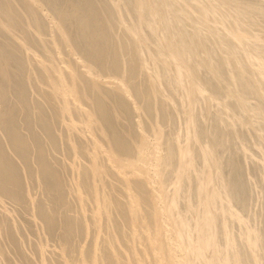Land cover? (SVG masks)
Wrapping results in <instances>:
<instances>
[{"label": "bare ground", "instance_id": "bare-ground-1", "mask_svg": "<svg viewBox=\"0 0 264 264\" xmlns=\"http://www.w3.org/2000/svg\"><path fill=\"white\" fill-rule=\"evenodd\" d=\"M64 1H58L61 10L55 3L50 8L46 2L51 14L54 7L59 13V16L53 13L52 17L39 10L41 3L38 7L29 0H0V8L6 14L0 12V34L5 37L3 44L0 43V191L7 198H16L18 191H25L26 203H18V207L31 208L29 216L25 212L26 222L21 219L22 215L17 216L24 222L18 224L19 220L16 223L12 219L11 208L3 206L4 198L0 196V223L5 220L4 227H0V264H10L16 255L24 258L26 264H48L49 261L52 264H192L196 257L204 264H242L236 243L239 236L234 239L226 221L227 214L216 231V221L226 211L224 207L217 212L215 207L218 203L224 204L216 175L225 177L227 173L208 143H201L199 136L190 134L184 124L181 127L185 130L174 129L176 120L169 116L177 119L178 110L185 104L186 112H192L198 105L205 111L217 105L213 107L215 112L212 109L214 116L210 112L214 118H210L212 122L215 120L214 124L218 119L222 130L219 134L227 131L228 135L230 128L237 131L234 128L243 116L251 119L243 123L254 130L258 118L253 115V119L250 113L255 109L262 115L260 126L264 130V0H174L187 12L180 19L179 29L164 26L167 13L172 14L169 0H75L68 4ZM153 10L162 13L163 19L158 17L164 24L156 21L158 17ZM65 17L71 23L69 30ZM191 23L195 24L193 30L184 34ZM165 41H170L167 47L163 46ZM199 51L203 56L192 61V67L199 68L206 63L207 68L198 79L202 77L208 86L221 85L215 78L218 75L235 90V93L226 91L218 104L197 84L189 69L190 62L186 61ZM171 96L179 99L175 101ZM246 96H251L256 103L245 101ZM194 97H198V102L192 105L190 99ZM145 101L148 107L143 104ZM163 105L169 109L167 117L176 134L169 133L171 130L167 131L165 121L164 124L160 121ZM127 116L136 118L132 130L119 127ZM235 136L238 138V134ZM50 138L61 146L63 156L69 155L65 159L58 157L61 165L54 166L56 160L58 164L60 161L53 154L46 156L48 149L44 146H48ZM42 139L45 144L41 143ZM217 142L214 144L221 141ZM193 143L195 151L201 154L200 167L198 162L195 164L200 156L195 160ZM224 144L223 148H227V143ZM246 163L249 165V161ZM240 167L244 168L238 164L239 170L245 172L242 162ZM31 183L38 188L37 197L33 196L38 200L28 192L27 186ZM231 196H227L230 201ZM7 198L6 201L10 199ZM242 206L239 208L245 207ZM229 214L240 223L236 228L242 231L244 222L239 213ZM28 225L35 229V238L59 225L62 230L55 233L63 245L47 251L42 243L34 244V240L36 249L32 245L28 249L26 243L32 240V234L27 233ZM78 232L82 241L75 236ZM73 235L80 242L75 243V248ZM239 235L240 242L246 243L252 249L251 254L256 255L253 232L246 228ZM252 262L262 264L258 257Z\"/></svg>", "mask_w": 264, "mask_h": 264}, {"label": "rangeland", "instance_id": "rangeland-1", "mask_svg": "<svg viewBox=\"0 0 264 264\" xmlns=\"http://www.w3.org/2000/svg\"><path fill=\"white\" fill-rule=\"evenodd\" d=\"M17 2H18V0H16ZM32 4H34V5H39L40 3V6H41V8L39 9V10H41L43 13H45V14H47V15H50V16H52V14L54 13H57V11H56V8L54 7V6H56L57 4H61V2H58V1H60V0H57V2H53L52 0V3H55L56 5H54L53 7H54V11L52 12V14H51V11H49V7L52 5V3H50V0H49V2H48V0L46 1L47 2V4L49 5L50 4V6H48L47 4H46V2H45V0H29ZM62 1V0H61ZM64 1V0H63ZM70 1H75V0H70ZM69 1V2H70ZM157 1V0H156ZM174 0H169L168 1V6L172 9L171 11H172V14H170V13H167V19L165 20V24L162 22V19H163V15H162V13L159 11V10H153V11H155L154 13H155V17H161V18H155L156 19V21L158 20V23L160 24V22H161V24H164V26L166 27V28H168V29H179V27H181L182 26V22H181V20L180 19H183L184 17H185V14L187 13H184L185 11H184V9L182 8V7H180L178 4H176L175 3V1L173 2ZM226 2V0H223V2ZM65 2V4H68L69 2H66V1H64ZM64 2H62V3H64ZM65 4H63V5H61V6H63L64 7V5ZM13 5V4H12ZM44 5V6H43ZM47 5V6H46ZM1 6V5H0ZM57 6H59V9H60V5H57ZM66 6V5H65ZM39 7V6H38ZM48 7V8H47ZM63 7H61L62 9H63ZM2 8V7H1ZM1 8H0V12H2L1 14H3V11L1 10ZM46 8H47V11H46ZM50 8H52V6L50 7ZM58 8V7H57ZM66 8V7H65ZM14 11H16L15 10V8L13 9ZM50 10H53V9H50ZM61 10V9H60ZM64 10V9H63ZM49 11V12H48ZM48 13H50V14H48ZM53 14V15H54ZM4 16L6 15V14H3ZM3 15H1V16H3ZM3 16V17H4ZM57 16H59V13H57ZM154 16V15H153ZM183 16V17H182ZM53 17V16H52ZM1 18V17H0ZM7 18V17H6ZM48 18H49V16H48ZM54 18H56L55 16H54ZM169 18V19H168ZM171 18V19H170ZM177 18V19H176ZM7 19H9V21H10V17L9 18H7ZM47 20V19H46ZM65 20L66 21H64L65 23L66 22H69V21H67V17H65ZM12 21V20H11ZM196 21H199L198 19H196ZM168 22V23H167ZM169 22H171V24L169 23ZM158 23H155L156 25L158 24ZM167 23V24H166ZM174 23V25H173V27L171 26L172 24ZM68 26L71 24L70 22L69 23H66ZM65 24V25H66ZM63 25H64V23H63ZM64 25V26H65ZM167 25H168V27H167ZM71 26V25H70ZM70 26H69V28L67 27V26H65V28L67 29L68 28V30L70 29ZM195 26V24H192L191 23V25L188 27H186V29H185V33L184 34H190V31H192L193 30V27ZM190 27H192V28H190ZM190 28V29H189ZM188 31V32H187ZM0 36H2L1 34H0ZM3 37V36H2ZM1 37V38H2ZM4 38L5 37H3V39H0V41L2 40V42H0L1 44H3V41H4ZM193 38V37H192ZM193 40H195V38H193ZM172 41V40H171ZM166 42V41H165ZM170 42V41H169ZM169 42H166V43H164L163 44V46H165V47H167L166 45L169 43ZM33 48V47H32ZM33 49H35V48H33ZM163 49V48H162ZM37 50V49H36ZM156 50V49H155ZM154 50V52L156 53L157 52V50L155 51ZM197 53H199V54H197ZM195 55H193V56H189L188 57V59H186V61H188V63L190 62V67H189V69H190V72L192 73V76L194 77V79H196V82H197V84L198 85H200V86H202L203 88H205L206 89V91L207 92H209L210 93V95L212 96V98H213V101H214V104H218L222 99L221 98H224V96H225V94H226V91H230L231 93H235V90L233 89V88H231L227 83H225V81H223V80H221V78L218 76V75H216L215 76V78L221 83V85L219 84V85H217V84H213V85H217L216 87L215 86H213L212 84H210L209 86L207 85V81H205V80H203L202 79V77L201 78H199L198 79V77H199V74L201 73V71H205V69L207 68V64L205 63V65L203 64H201L200 66H199V68H195V67H192L193 65H192V61H196V60H198V59H200L202 56H203V52L202 51H199V52H197ZM202 54V55H201ZM201 66H203L202 68H201ZM206 66V67H205ZM168 73L169 72H171V71H167ZM213 83V82H212ZM208 86V87H207ZM210 87H214V89L212 88H210ZM217 87H220L219 88V90L217 89ZM169 89V88H168ZM211 91H210V90ZM224 89V90H223ZM170 90H171V88H170ZM219 92V93H217V91ZM221 90V91H220ZM213 91V93H211ZM222 91H224V94H223V92ZM176 92V91H175ZM174 92V93H175ZM216 93V95L219 97L220 96V94H221V96L222 97H217L216 95H214V96H216V97H214L213 96V94H215ZM222 92V93H221ZM173 93V94H174ZM13 95H15L14 93H12ZM11 94V95H12ZM180 94V93H179ZM12 95V97H16V96H13ZM177 95H178V93L176 92L175 93V96L177 97ZM178 97H179V95H178ZM246 97H248V98H246V100L245 101H247L248 103H253V105H254V103H256L255 102V99H252V97L251 96H246ZM251 97V98H250ZM136 98L138 99V97L136 96ZM171 98L173 99V100H175V99H179V98H174V96H171ZM198 97H194L193 99H190V103L192 104V105H195V103H197L198 102V99H197ZM176 101V100H175ZM148 102L147 101H145L143 104L144 105H146ZM213 104V105H214ZM201 105V104H200ZM147 107H148V104L146 105ZM164 106V105H163ZM163 106H161V107H163ZM145 107V106H144ZM202 105L201 106H199L198 105V107L197 106H195L194 108H193V110H192V112L191 111H187L186 112V104L184 105V107H180V109L181 110H178V111H180V112H178V114H177V119H174L173 118V116L171 117V116H169L170 118H171V120H176V121H173V125H174V123H175V125L174 126H177V127H175L174 128V126L172 125V121H170L169 119V117H167V115H168V110L169 109H167V108H165V106H164V108H163V110L164 111H162V108L160 109V111H162V112H160L159 113V116H160V121H162L161 123L162 124H164V121H165V128L167 129V131L169 132L170 130V132L169 133H171L172 131H175V132H173L174 134H176V130H178V127H181V125H183L184 126V128L186 129L187 127V131L190 133V134H192L193 136H199V140L201 139L202 140V142L201 143H208L209 145H210V147H211V149H212V152H213V154L215 155V158H216V160H217V162L218 163H221V165H220V167L222 166L223 167V170H224V172H226L227 174L225 175V177L223 176H221V174L219 175V176H217L216 175V184H217V186H218V189L220 190V189H222V190H220L219 192H220V195H221V200L224 202V204L223 203H221V204H217V206L215 205V207H217L216 209H217V212H219L220 211V209H224V207H225V212H224V214H225V216H224V214L222 213V215L224 216H219V220H217L216 221V223L218 224V227H216V231L218 232V230H220L219 229V226H220V228H221V225H220V221H221V219L223 220V218H224V220H226V216L228 217V220H226L227 222L229 221V223H227L229 226V228L232 230V232H233V236H234V239H238V236H239V239H238V241L236 240V243H237V250L239 249V251H238V254L239 253H241V255L239 254V256H240V260L241 261H243L245 264H247V262H248V264H253V258L254 257H258L260 260H262V264H264V260L262 259L263 257H262V255H264V226L262 227V225H264V152H260V151H258V150H261V151H264V130H262V127L260 126V122L262 121V115L261 114H259L257 111H255V109H254V111L252 112V113H250V115H252V118L253 119H255V117L256 118H258V119H256L257 121H258V123H256V124H254V130H250L249 128H248V125H245V124H247V122L249 121V120H251V119H249L248 117H245V116H243L242 117V120H240L241 121V123L240 124H242L241 126H240V124L238 125V126H236V128H234V129H237V131L236 130H233V128H230V130H231V132H230V130H228L229 132V134L227 135V131H224L223 133H225V134H219V132H220V130H221V127L219 126L220 125V123H219V121H217L218 119L216 118V123L214 124V121L215 120H213V122H212V119L214 118H212V116L210 115L211 113H212V115L214 116V113H213V110L212 109H214V108H216L217 107V105H214V106H211L210 107V109L208 110V111H205L204 109H202ZM214 107V108H213ZM195 108H197L198 110H196ZM199 108H201L202 109V111H203V113L201 112V109H199ZM167 109V110H166ZM184 109V110H183ZM166 110V111H165ZM183 110V111H182ZM211 110V111H210ZM215 110L216 109H214V112H215ZM195 111V112H194ZM191 112V113H190ZM211 112V113H210ZM164 113H167V114H164ZM180 113V114H179ZM185 113V114H184ZM187 113V114H186ZM161 114V115H160ZM190 114H191V116H190ZM162 115H163V117L164 118H161L162 117ZM166 117H165V116ZM203 115V116H202ZM255 117H254V116ZM131 116H133L132 114H130V117ZM186 116H187V118L188 119H186ZM194 116H196V118L194 117ZM130 117H125L123 120H121L120 122L121 123H119V127L120 128H122V129H133V128H131V127H134V125L132 124L134 121H135V119L133 118H130ZM179 117V118H178ZM183 117V118H182ZM192 117V118H191ZM212 119H211V118ZM249 117H251V116H249ZM129 118H130V121H129ZM181 118V119H180ZM243 118H244V120H243ZM164 119V120H163ZM178 119H180L179 121H178ZM190 119V120H189ZM211 119V120H210ZM181 120H183V121H181ZM199 121V123H197L196 121ZM127 121V122H126ZM129 121V122H128ZM191 121V122H190ZM206 121V122H205ZM124 122V123H123ZM166 122H167V124H166ZM177 122V123H176ZM212 122V123H211ZM243 122H245V124L243 123ZM170 123H171V125H170ZM190 123V124H189ZM210 123V124H209ZM218 123V124H217ZM120 124H121V126H120ZM126 124V125H125ZM178 124H180L179 126H178ZM261 124L263 125V122H261ZM187 125H189V126H187ZM191 125V126H190ZM123 126V127H122ZM125 126V127H124ZM240 126V127H239ZM170 127H172V128H170ZM203 127V128H202ZM210 127H212V128H210ZM220 127V128H219ZM238 127V128H237ZM253 127V126H252ZM24 128L26 129V128H28V126H24ZM169 128V129H168ZM176 129V130H172V129ZM183 127H181V130H185ZM212 130L213 129V132L215 131V135H216V137L214 136V135H212V134H214L212 131H210L209 132V130L210 129ZM245 128H247V130L245 129ZM256 128V129H255ZM196 129V130H195ZM197 129H201L202 131H197ZM235 133H233V132ZM239 131V132H238ZM250 131V132H249ZM256 134V135H254V133ZM54 132V131H53ZM52 132V133H53ZM197 132H199V134H196ZM202 134H201V133ZM221 132H222V130H221ZM220 132V133H221ZM252 132V133H251ZM261 132V133H260ZM173 133H171V134H173ZM212 133V134H211ZM217 133V134H216ZM242 133V134H241ZM236 134H238V138L235 136V137H233L234 135H236ZM239 134H241L240 136H239ZM247 134H249V135H247ZM201 135H202V137H203V135H204V137L202 138L201 137ZM218 135V136H217ZM230 135V136H229ZM231 135H233V136H231ZM244 135V136H243ZM211 136V137H210ZM226 136H228V137H226ZM241 136L242 137H244V138H241ZM245 136H247L248 137V142H246L247 141V139H245L246 137ZM254 136H255V138H254ZM214 137V138H213ZM218 137V138H217ZM229 137H232V138H230L232 141H234V139H236V144H235V141H234V144H233V142L229 139ZM253 137V139H254V141H253V139H249V138H252ZM257 137V138H256ZM52 138V137H51ZM50 138V142H49V139H48V146H44V149L46 150V149H48V152H47V150L45 151L47 154H46V156L47 155H54V158H56V159H59L58 161H60L59 162V164H58V162H57V160H56V162H54L55 161V159L53 160H51L52 162H54L55 164L57 163V165H54V166H58V165H61L60 163H61V159H65V158H67V157H69V155H67L66 157H65V155L63 156V154H64V151H62V149H61V146H58V143H55L54 141L52 142V139ZM217 142H223V143H221L220 142V144H218V145H215L214 143H216L213 139ZM217 138V139H216ZM220 138V139H219ZM222 138V139H221ZM228 138V139H227ZM245 139V140H244ZM258 139H260L259 141H258ZM41 140V139H40ZM200 140V141H201ZM213 140V141H212ZM243 141V142H242ZM252 141H253V143H252ZM257 141H258V143H257ZM263 143H262V142ZM217 142V143H218ZM42 144H45V141L43 142V139H42V142H41ZM52 143H54V144H52ZM224 143H227V148H223L224 146H225V144ZM237 143L239 144L238 146H237ZM248 143H250V145L248 144ZM50 144H52L53 146H51ZM194 144V143H193ZM192 144V145H193ZM232 144V146L230 147V145ZM252 144H253V147H252ZM257 144H258V147H256L257 146ZM261 144V145H260ZM192 145H191V148H192V151L194 152V154H196L195 156H194V158H195V160H199V157L198 156H200V161H195V164H197V162H198V165H197V167H200L199 166V163L201 162V154L198 152V151H195L197 148H196V144H194L193 145V147H192ZM221 147H220V146ZM234 145V146H233ZM246 145H248V147L246 146ZM49 146L51 147V148H49ZM195 146V147H194ZM216 148H215V147ZM240 146V147H239ZM261 146H262V149H261ZM57 147V149H55ZM58 147H59V149H60V151L58 150ZM175 148H177V146H174ZM234 147V148H233ZM236 147H238V148H236ZM259 147H260V149H259ZM195 148V149H194ZM240 148L244 151V152H241V150H240ZM247 148H248V150H250V151H248L247 150ZM250 148V149H249ZM254 148H255V150H254ZM258 148V149H257ZM52 149H54V151L56 152H54L53 151V153H51V151H52ZM217 149V150H216ZM221 149H222V151L223 152H226V153H221L222 151H221ZM232 149V150H231ZM236 149H237V151H236ZM257 149V150H256ZM58 150V151H57ZM234 153H233V152ZM247 151H248V153H247ZM63 152V153H62ZM195 152H198V154L197 153H195ZM217 152V153H216ZM251 152V153H250ZM253 152V153H252ZM48 153H50V154H48ZM59 153V154H58ZM236 153V154H235ZM174 154H175V151H174ZM221 154L223 155L222 156V160H223V162H222V160H221V158H219L220 156H221ZM242 154V155H241ZM247 154H249V155H247ZM254 154H256V155H254ZM59 155V156H58ZM220 155V156H219ZM224 155H226L227 157L226 158H224ZM234 155H237V156H234ZM247 155V156H246ZM250 155H252V156H250ZM55 156H57V157H55ZM243 156V157H242ZM253 156H255V157H253ZM256 156H257V158H256ZM58 157H60V158H58ZM234 158V157H236V158H234L233 160H232V158ZM237 157H238V159H237ZM247 157H248V159H247ZM249 157H250V159H254L253 161H250V159H249ZM225 160H224V159ZM229 158H230V160H229ZM239 158H242V159H239ZM260 158H262V159H260ZM226 159H228V160H226ZM235 159H237V160H235ZM242 160V161H241ZM246 160L247 161H249V165H247V163H246ZM260 160V162H258ZM227 161H229V162H227ZM231 161H232V163H231ZM235 161V162H234ZM239 161V162H238ZM237 162V163H236ZM241 162H242V166H245V172H243L242 170H239V168H242V167H240L241 166ZM253 162V163H252ZM256 162H258V163H256ZM225 163H227V164H225ZM237 165H236V164ZM245 165H244V164ZM252 163V164H251ZM260 163V164H259ZM225 164V165H224ZM229 164V165H228ZM232 166H231V165ZM238 164H239V168H238ZM257 164H259V167H257ZM226 167V165H227V167L226 168H224V166ZM255 165V166H254ZM231 168V169H228L229 167ZM235 166V167H234ZM247 166V167H246ZM251 166L252 168L250 169L249 167ZM244 168V167H243ZM242 168V169H243ZM236 169V170H235ZM248 169V170H247ZM256 169V170H255ZM222 170V171H223ZM226 170H228L229 172H227ZM263 170V171H262ZM234 171V173H231V172H233ZM240 171H242V172H240ZM223 172V175L225 174ZM236 172H239V173H236ZM260 172V173H259ZM262 172V173H261ZM228 173H229V175H228ZM236 173V174H235ZM259 173V174H258ZM238 174H239V176H238ZM246 174V175H245ZM263 174V175H262ZM261 175H262V177H261ZM230 176H232V177H230ZM218 177H220L221 179H218ZM230 177V178H229ZM231 180H229V179ZM234 178V179H233ZM243 179V180H242ZM214 180V181H215ZM225 180V181H224ZM232 180H233V182L236 180V182L235 183H233L232 182ZM240 180V181H239ZM247 180V181H246ZM228 181V182H227ZM229 181H230V183H229ZM258 181H259V183H258ZM263 181V182H262ZM239 182V183H238ZM248 182V183H247ZM252 182V183H251ZM261 182V183H260ZM229 183V186H228V188H227V184ZM233 184V186H231L232 184ZM244 183L245 185H243V186H241L242 184ZM223 184H225V187H223ZM253 186V188H252V186ZM258 185V186H256V185ZM44 185V184H43ZM237 185H239V186H237ZM249 186V187H247V186ZM192 186V185H191ZM230 186H231V188H230ZM250 186H251V189L252 190H250ZM256 186V187H255ZM28 187V192H29V190H30V195L31 194H33L31 197H33V196H36L37 197V190H38V188L36 189V185H34L33 183H31L30 185H28L27 186ZM241 188V190L240 189H238V188ZM247 187V188H246ZM259 187H262V188H259ZM235 188V189H234ZM254 189V190H253ZM25 190V189H24ZM190 190H192V189H190ZM230 192H229V191ZM231 190H232V192H231ZM235 190V191H234ZM239 192H238V191ZM251 192H250V191ZM258 190V191H257ZM227 192H229V193H227ZM242 192V193H241ZM244 192V193H243ZM248 192V193H247ZM259 192V193H258ZM1 193L3 194V190L2 191H0V196H1V198H2V196H3V202L5 201V204L2 202V204H3V206L5 207L6 205H7V207H5V208H7L8 209V207H9V210H10V208H11V213L13 212V213H15V214H17V215H15L14 216V214L13 215H11V213H10V216L12 217V219L13 220H15L16 221V219H17V221H18V224H24V222L23 221H27L26 220V218H28L27 216H29L28 214V210H29V212H31L30 211V209L31 208H24V205L21 207H18L21 203H23V204H25L26 203V197L24 198V193H26L25 191L23 192L22 190H20V191H18L17 192V197L15 198V197H9V198H7V196L5 195V193H4V195H5V197H4V195H1ZM22 195H20V194ZM23 193V194H22ZM231 193V194H230ZM250 193V194H249ZM255 193V194H254ZM249 194V195H248ZM230 195H233V196H231L230 198H231V201L229 200V197L227 198V196H230ZM253 195V196H252ZM236 196V197H235ZM247 196V197H246ZM251 196V197H250ZM254 196H255V198H254ZM263 196V197H262ZM18 197H22L21 199L20 198H18ZM36 197H33V198H36ZM232 197H234V199L232 198ZM239 199H238V198ZM259 197V198H258ZM5 198H7V199H9V200H5ZM24 198V199H23ZM245 198V199H244ZM248 199V201H247V199ZM15 201V199L18 201H15V203H12V201L13 200ZM19 199V200H18ZM37 199V198H36ZM237 201H236V200ZM251 199V200H250ZM24 200H25V202H24ZM38 200V199H37ZM219 200H220V197H219ZM227 200H228V202H227ZM241 200V201H240ZM245 200V201H244ZM258 200V201H257ZM9 201H11V202H9ZM244 201V202H243ZM7 202H9L10 203V205H9V203L7 204ZM16 202H17V204H16ZM40 202V201H39ZM231 202H236V203H231ZM241 202H243L242 204H243V206H245V207H243L242 205H241ZM246 202V203H245ZM249 202V203H248ZM262 202H263V204H262ZM18 203H20V204H18ZM239 203V204H238ZM248 203V204H247ZM251 203H253V204H251ZM256 203H257V206H256ZM12 204H14V205H12ZM236 204H238V205H236ZM246 204V205H245ZM261 204V205H260ZM36 205L37 204H35V207H36ZM224 205V206H223ZM263 205V206H262ZM11 206V207H10ZM13 206V207H12ZM18 207L17 208V211L15 210L16 209V207ZM223 206V207H222ZM236 206H238L237 208H236ZM239 206H240V208H241V206L243 207L242 209H240L239 208ZM247 206H249V207H247ZM250 206H252V207H250ZM261 206H262V208H261ZM26 207V206H25ZM40 207V205H38V207H37V209ZM260 207V210L258 209ZM14 208V209H13ZM21 208V209H20ZM251 208V209H250ZM23 210V212L24 213H22V211H18V210ZM54 209V208H53ZM244 209V210H243ZM248 209V210H247ZM242 210H243V215L241 214V212H242ZM247 210V211H246ZM250 210V211H249ZM232 211H237L238 213H239V215H240V217H241V219H243V222H244V224L242 225V231H244L246 228H248V229H250V231H252L253 232V234H254V236H253V239H255V241H256V243H257V250L255 251V254L256 255H252L251 254V250L252 249H249V246H247L246 245V243H241L240 241V233L242 232V231H240V229H238V228H236V227H240V223L239 222H237L236 221V219L234 218V220H233V218H231L230 217V214H229V212H232ZM21 213V214H19L18 215V213ZM25 212L27 213L26 215H25ZM245 212H247L246 214H245ZM252 212H253V214H252ZM255 212H256V214H255ZM257 212H259V213H257ZM25 216H24V215ZM66 214V213H65ZM227 214V215H226ZM256 216H255V215ZM22 215V216H21ZM41 215V217H42V214H40ZM249 215V216H248ZM17 216H21L22 218V220L23 221H21ZM251 216H253L252 218H251ZM15 217H17V218H15ZM26 217V218H25ZM40 216H38V219L40 220V219H42ZM245 217V218H244ZM257 217H258V219H257ZM255 218V219H254ZM233 221H232V220ZM249 219H252V222H251V220H249ZM43 220H44V218H43ZM0 221H2V220H0ZM14 221V222H15ZM17 221H16V223H17ZM40 221H42V220H40ZM231 221H232V223H231ZM251 222V226H250V224H249V222ZM258 221V222H257ZM3 222H5V220H3ZM2 222V224L0 223V227L2 226V228L4 227V223ZM220 222V223H219ZM215 223V224H216ZM231 223V224H230ZM234 223V224H233ZM238 225H237V224ZM253 223V224H252ZM64 223H62V226L61 227H64L65 225H63ZM237 226H236V225ZM252 225H253V228H251L252 227ZM25 226H27V224H25ZM29 226V225H28ZM57 226V225H56ZM234 226V227H233ZM259 226V227H258ZM55 227V226H54ZM54 227H52L51 228V230L54 228ZM61 227H59V225L57 226V227H55L56 228V230H49V229H47V231H44V233H42V235L43 236H41V235H37L36 237L38 238H35V237H33V236H35L34 234H35V229L33 228V226L30 228V226H29V229H28V227H27V231H32V232H27L28 234L30 233V234H32V240H31V243L29 244H27L26 243V245H28V249H30L32 246H33V248L34 249H36L34 246H36V245H33L32 243H33V241H34V244H35V242H38V243H42V245H43V247L45 248V249H47V251H48V249L50 250V249H56V247H57V249H58V247L60 246H62L63 245V242H62V240H60L59 238H58V232H59V229L60 230H62V228ZM260 228V229H259ZM58 229V230H57ZM257 229V230H256ZM1 230V229H0ZM54 231V232H53ZM55 232H57V233H55ZM220 233H222V231H219ZM51 234V236H50V234ZM55 233V234H54ZM45 234H46V236H45ZM53 234L55 235L54 236V238L52 239V237H53ZM259 236H258V235ZM261 234V235H260ZM263 234V235H262ZM5 235V234H4ZM56 235H57V238H56ZM80 234H79V232L77 233V235H75L77 238H75V236L73 235V238H72V240H73V244H72V240H71V244H72V246L74 247L75 246V243H76V245H78V243L80 244V242L79 241H76V239L77 240H81L82 241V239H81V237L79 236ZM218 235H219V233H218ZM236 235H238L237 237H236ZM48 236L51 238V239H49L48 240ZM261 236V237H260ZM40 237V238H39ZM47 237V238H46ZM256 237V238H255ZM46 238V239H45ZM260 238V239H259ZM42 239V240H41ZM6 240V239H5ZM39 240V241H38ZM43 240H44V244H43ZM51 240V241H50ZM55 240H57V241H55ZM259 240H261V241H259ZM262 240H263V242H262ZM48 241V242H47ZM75 241V242H74ZM259 241V242H258ZM6 242H7V240H6ZM238 242H240L239 243V245H238ZM261 242V243H260ZM49 243V244H48ZM54 243H56L55 245H54ZM62 243V244H61ZM259 243V244H258ZM45 244H46V246H45ZM48 244V245H47ZM51 244H52V246H51ZM240 244H242V245H240ZM245 244V245H244ZM260 244L262 245V246H260ZM30 245H32V246H30ZM243 245L245 246V249L243 248ZM217 246H219V245H217ZM258 246H259V248H258ZM47 247V248H46ZM76 247V246H75ZM74 247V248H75ZM261 247V248H260ZM32 248V249H33ZM240 248H241V250H240ZM31 249V250H32ZM33 249V250H34ZM242 249H244V251H245V253H244V251L242 250ZM35 251V250H34ZM243 252V253H242ZM261 255V256H260ZM71 257H72V255H70ZM244 256V257H243ZM14 257V256H13ZM243 257V258H242ZM245 257H246V259H245ZM199 257H196V259L195 260H193L192 261V264H204V263H199L201 260H199L198 259ZM249 259V261H247ZM252 259V260H251ZM198 260H199V262H198ZM25 259L24 258H20V257H18V255H16L15 257H14V259H12L11 260V262H10V264H26L25 262ZM195 261H197V262H195ZM242 262V264H244ZM249 262H251V263H249ZM52 264V262H48V264Z\"/></svg>", "mask_w": 264, "mask_h": 264}]
</instances>
